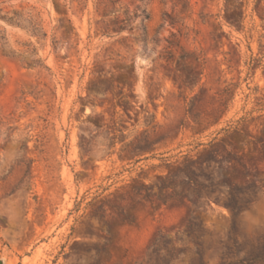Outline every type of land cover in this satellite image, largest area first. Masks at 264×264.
Wrapping results in <instances>:
<instances>
[{
	"label": "rangeland",
	"instance_id": "374dc122",
	"mask_svg": "<svg viewBox=\"0 0 264 264\" xmlns=\"http://www.w3.org/2000/svg\"><path fill=\"white\" fill-rule=\"evenodd\" d=\"M0 37L3 264H264V0H0Z\"/></svg>",
	"mask_w": 264,
	"mask_h": 264
},
{
	"label": "trees",
	"instance_id": "16d2710c",
	"mask_svg": "<svg viewBox=\"0 0 264 264\" xmlns=\"http://www.w3.org/2000/svg\"><path fill=\"white\" fill-rule=\"evenodd\" d=\"M0 39H2V40L4 39L5 40L4 37H0ZM26 63H27V65L29 67H32V66L40 65L41 61L40 60H36V59L29 60V58H28V60H26ZM163 237H165L164 234H161L158 237H156L154 242H153V244H152V246L159 245V243H160V241H161V239ZM169 245H170V247L166 246L165 249H167L170 253H172V251L175 250L173 239L170 240V244Z\"/></svg>",
	"mask_w": 264,
	"mask_h": 264
},
{
	"label": "water",
	"instance_id": "95a60500",
	"mask_svg": "<svg viewBox=\"0 0 264 264\" xmlns=\"http://www.w3.org/2000/svg\"><path fill=\"white\" fill-rule=\"evenodd\" d=\"M0 264H3V262H2V261H0Z\"/></svg>",
	"mask_w": 264,
	"mask_h": 264
}]
</instances>
